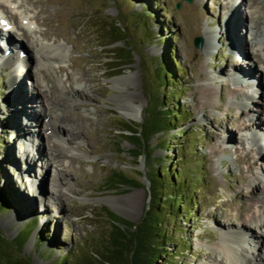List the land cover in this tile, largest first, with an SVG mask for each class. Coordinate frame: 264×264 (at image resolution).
<instances>
[{"label":"rangeland","instance_id":"rangeland-1","mask_svg":"<svg viewBox=\"0 0 264 264\" xmlns=\"http://www.w3.org/2000/svg\"><path fill=\"white\" fill-rule=\"evenodd\" d=\"M16 2L18 12L14 6L13 10L4 6L6 17L23 23L22 8L26 16L38 12L42 23H23L35 31L26 37L22 30L12 28L7 35L0 27V33L20 45L18 52L24 48L31 55L21 71L14 61L12 67L1 62L5 53L0 47V188L9 187L15 198L14 206L0 211V230L11 240L27 222L33 225L15 258L29 264H60L64 259L69 264H116L107 259L112 235L117 229L130 234L131 224L138 223L148 208L150 169L176 162L177 180L183 179L179 189L192 196L195 205L186 197L183 211L176 215L162 210L158 262L215 264L214 257L222 255L221 243L227 244L225 232L243 222L238 214L252 184L258 185V198L264 200V161H260L264 134L259 140L253 133L254 127L264 126V110L243 112L245 105L251 109L264 103V0ZM146 5L151 6V18L142 12ZM45 29L52 34L44 39L40 32ZM206 30L213 31L208 47H204ZM197 36L202 37L198 46ZM241 38L248 52L235 48ZM45 42L63 47L47 75L52 94L66 102L65 112L72 119L78 115L72 123L82 135L71 141L72 153L57 131L65 124L56 121L50 131L46 106L31 98L37 90L33 82L44 80L34 53L36 45ZM169 47L175 48L179 84L168 88L154 79V66ZM128 50L131 57L126 60ZM235 73L245 78L254 74L255 88ZM148 78L154 85H148ZM18 84L24 87L23 94L14 92ZM208 85L214 88L209 97L206 94L210 105L200 109L195 95L200 86ZM156 92H165V104L178 102L169 112L182 119L172 120L174 128L168 125L166 132L153 135L147 150L152 151L150 158L143 153L133 157L129 132L119 128L124 121L140 125ZM136 108V120L125 115ZM252 116L256 123L250 125ZM246 154L251 166L239 160ZM113 170L135 179L136 185H106ZM247 214L264 219L259 203ZM117 216L130 224L115 222ZM245 225L262 239L258 245L250 239L240 246L231 241L238 247L234 257L240 264L253 248L258 247L256 252L264 257V233L254 223Z\"/></svg>","mask_w":264,"mask_h":264},{"label":"trees","instance_id":"trees-1","mask_svg":"<svg viewBox=\"0 0 264 264\" xmlns=\"http://www.w3.org/2000/svg\"><path fill=\"white\" fill-rule=\"evenodd\" d=\"M131 1V0H128ZM150 5H146L142 12L146 13L145 16L151 18ZM147 27V24H145ZM113 30L116 28H112ZM118 31V30H117ZM119 32V31H118ZM120 33V32H119ZM144 40V39H143ZM165 52L160 55L155 61V76L154 79L160 82V86L171 87V84H179L176 79V71L179 72L178 63L175 55V48H166ZM126 60L130 59V51H126ZM121 58V57H120ZM156 77V78H155ZM149 79L148 85L152 84L151 78ZM153 79V78H152ZM165 92L163 95L159 92L155 93V96H150V105L147 112L146 118L140 123V125L133 126L131 122L124 121V127L120 126V130L128 131V137L131 139V143L134 145L133 157H138L142 153L150 158L152 151H148L149 141L153 135L159 132H166L169 130L168 125H172V120L182 119L181 115L177 112H169L172 107H177L178 102L171 100L172 105L165 104ZM168 102V101H167ZM175 102V103H174ZM163 104V105H162ZM174 109V108H173ZM175 126L172 125V128ZM183 131V130H182ZM2 141V140H1ZM176 162L171 165H157L153 171H149L147 176L149 180V204L148 208L144 212L140 221L134 226V230L130 234H125L123 230L117 229L112 235L111 254L107 256V259L111 263L116 264H160L158 259L160 258V244L159 229L162 224L161 217L163 215L162 210L168 208L171 214L176 215L178 210L182 209V204L186 197L191 201L189 202L192 206V196H187L186 193L180 191L179 185L182 180H177L179 172L177 170ZM106 185H136L135 179L128 178L120 170H113L109 177ZM179 181V182H178ZM14 191L9 187L0 188V211L9 209L14 206ZM115 222L120 224H130L127 220L116 217ZM26 223L24 222V225ZM32 221L27 222L25 226L20 228L18 236L8 240L5 238L0 230V263L4 264H29L26 259L18 260L15 258L17 253L20 252L21 248L28 239L32 231ZM117 232V233H116ZM124 237V238H123ZM37 241L43 242V234L40 232L37 235ZM165 243H163L164 245ZM23 261V262H22ZM60 264H69L67 259H64Z\"/></svg>","mask_w":264,"mask_h":264},{"label":"bare ground","instance_id":"bare-ground-1","mask_svg":"<svg viewBox=\"0 0 264 264\" xmlns=\"http://www.w3.org/2000/svg\"><path fill=\"white\" fill-rule=\"evenodd\" d=\"M16 1H18V0H0V27L2 28L1 31L5 34L9 35L8 34L9 29L15 28V29H19V30L24 31L23 35H24V37H26L27 33H35V31L30 30V28H28V27H30V25L25 27V25L23 23L27 24L26 21L31 20L35 24H39V23H42V21H40L38 18V14H39L38 12H37V15L35 14V16L33 15L34 13L30 14V15H32V18H31L30 15L29 16L25 15L27 13H25V11H23L22 8H20V10L22 12V13L21 12L20 13L24 15L23 17H21L24 19L23 23H22V21H20L19 24H17V23H15L14 19L10 20L9 17H6L4 12H3V11H5V7L12 8V6H14L16 11L19 9V7H20L18 5L19 2H16ZM12 10H13V8H12ZM40 11H42V10H40ZM263 22H264V19H263ZM218 29H220V28H218ZM218 29H216V31H218ZM231 31L233 33H236V31H238V30L235 26H233ZM2 32L0 33V41L2 42V43L0 42V47L3 49L5 56L4 57L2 56L3 58H2L1 62H4L5 64H8L9 66L12 67V62L14 61L15 63L13 65H15L16 68L21 67V71H22L23 70L22 66H24V64L26 65L28 60H30L31 55L27 54L24 48H22L23 50H20V52H18L19 48H21L20 45L17 46V43H15L14 41L13 42L11 41L12 38L10 39L9 37H5L2 34ZM212 32L213 31H207V30L205 31L204 47L210 46L209 41L213 40L212 39ZM51 34L52 33L47 29L42 30L40 32V35L43 36L44 39L49 38L51 36ZM217 35H218V32L216 33V36ZM53 37L55 39L56 34H54ZM215 42H217V40H215ZM36 46H38V49L35 51L34 54H35V58L37 60V64L39 66L37 70L44 80L33 82V85L37 86V90H35V92L31 96V98L35 99L37 101H42L43 105L46 106V109L48 110V116H50L49 117L50 119L49 120L47 119L46 122H47L48 128L51 129L50 131H52L53 128H56V124H57L56 121H61L62 123L65 124L64 128H62L63 125H61V127L59 126L57 128V131H58V135L60 134V136H65V138L63 140L64 142L63 141L62 142L65 143L66 150L69 153H72V150L69 148L71 141H73L78 136L82 135L81 131L78 128L74 127L73 126L74 124L72 123V122H75V120H77L76 118H78V115H75V117H73V119H72V115L67 114L65 112V108L67 107L66 102L64 100H62L60 97L52 94V90L54 91V89H53L54 87L48 85V82H51V80L49 79V77L47 75L49 67L51 66V61H55V59L61 55V51L63 50V47L61 45H59L58 43L50 46L49 44H46V42L41 43V44H37ZM215 46L216 47L219 46L218 43L215 44ZM235 48L237 50H239L240 53L248 52V50H246V48H247L246 41L243 38L238 39V43H236ZM10 51L13 53H11ZM258 61H259V59H258ZM249 68L251 69L252 65L249 66ZM57 69L59 70V67H57ZM234 75L236 76L238 74L235 73ZM19 76H20V73L18 74V72H17V77H19ZM238 77L237 78L240 79L241 81L242 80L245 81V83H247V85L254 86V88H255L256 78H254V74H252L251 76L249 75V77H246V78L243 76H239V75H238ZM251 81H254L253 82L254 85ZM11 84H13V83H11ZM24 90H25L24 87L20 86V84L15 85V88H14L15 93H22V92H24ZM76 91L80 92V89H76ZM212 92H214V88L210 85H208L207 87L200 86L198 88V93L195 95V98L197 100V103H198V106L200 107V109H203L204 107L210 105V101L207 97H209V95H211ZM206 94H207V97H206ZM247 99H248V97H247ZM40 106H42V105H40ZM21 108H22V106H21ZM54 110H55V112H54ZM251 110L253 112L254 111L256 112L258 110H264V103H261V105L257 104V105H255L254 108H251V109L249 107H247V105H245V109L243 110V112L245 111V114H247L248 111H251ZM137 111H138V109L136 111H133V112H126L125 115H127V117H130V118L136 120L137 119ZM31 112L35 113L34 109ZM249 121L251 122L250 125H253L256 123V118H254L252 116V117H250ZM250 125H249V127H250ZM263 127L264 126L259 127V128H258V126L254 127L256 129H254L253 133L257 135V139L259 138V140H260V137L263 136V134H264V132H263L264 130H262ZM32 135H33V133H32ZM213 136H214V138L216 137L215 135H213ZM33 137H34V135H33ZM62 147H64V146H62ZM41 151H43V150H41ZM43 153H44V151H43ZM53 155H54V153H53ZM54 156H56V155H54ZM239 160L241 162L249 163L250 156L248 154H246V156L240 157ZM260 161H264V160L261 159ZM251 165L252 164H250L249 166H251ZM260 192L261 191L258 188V185L252 184L249 192L245 194V196L247 198L243 202V204H244L243 208H242L243 210H242V212H240L238 214L239 218H241V219L243 218V222L239 226V228L225 232L223 238H225V241L227 244L225 245V243H221L222 244L221 245L222 255H218V256L214 257L215 264H222V262H226V263L229 262V264H240V263H237L238 260H236L234 257V251H236L238 249V247L235 245H232L231 241L236 242L237 245L240 246V243H245L250 239V241H253L255 243L254 245H256L260 241V239H262L261 236H256V234H254V231L250 232V230L248 228H246V225L244 226V224H246L247 222L248 223H250V222L254 223V226L259 227L261 234L263 235V233H264V219L257 218L254 220L253 217H250L247 214V212L252 211V209L254 208V205L256 203H259L260 206L263 207V209H264V200L258 198ZM247 234H249V235H247ZM262 248H264V247H262ZM242 249L243 248L241 246L240 250H242ZM256 250H258V247H257V249L253 248V251H251V256L249 258H248V256L247 257L245 256V259H243L244 262L242 260L243 264H251L253 260L255 261L256 264H258V263L264 264V257L258 251L256 252ZM207 256H209V255H207ZM241 256H242V254H241Z\"/></svg>","mask_w":264,"mask_h":264},{"label":"water","instance_id":"water-1","mask_svg":"<svg viewBox=\"0 0 264 264\" xmlns=\"http://www.w3.org/2000/svg\"><path fill=\"white\" fill-rule=\"evenodd\" d=\"M184 1H186V2H188V3L192 2V0H184ZM174 5H175L176 7H178V6L180 5V2H177V3L174 4ZM201 42H202V37H201V36H197V37L194 38V45L198 46L199 43H201Z\"/></svg>","mask_w":264,"mask_h":264}]
</instances>
